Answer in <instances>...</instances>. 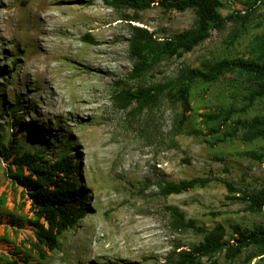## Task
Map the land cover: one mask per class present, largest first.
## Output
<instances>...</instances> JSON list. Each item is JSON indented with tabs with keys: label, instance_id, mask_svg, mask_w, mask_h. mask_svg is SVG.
<instances>
[{
	"label": "rangeland",
	"instance_id": "rangeland-1",
	"mask_svg": "<svg viewBox=\"0 0 264 264\" xmlns=\"http://www.w3.org/2000/svg\"><path fill=\"white\" fill-rule=\"evenodd\" d=\"M107 1L47 0L51 4L44 13L58 22L47 21L42 12L34 17L37 0H0V149H41L52 161L70 154L80 174L73 178L84 186L89 208L59 236L57 248L40 259L32 247L30 201L6 174L15 150L7 160L0 155V264H172L168 258H174L177 247L188 249L201 236L175 229L170 207L197 226L221 224L228 236L233 224L246 229L264 225V209L247 212L244 202L228 198L222 183H233L240 193L259 189L264 157L255 160L247 154L263 153L264 141L225 137L227 129L207 136L199 123L202 114L239 108L249 86L245 78L226 73L212 84L196 82L180 133H174L178 110L165 102L153 110H138L136 103L122 108L112 100L119 83L132 89L150 86L183 65L247 58L251 40L264 32V6L250 10V0H222L223 16L250 11L234 43L231 33L238 27L228 23L191 52L164 60L137 81L128 79V24L163 37L192 27L195 15L158 6L135 14ZM135 16L137 22H131ZM49 73L54 75L51 81ZM77 103L82 109L73 108ZM263 113L264 97L240 117ZM14 118L20 119L19 126L12 125ZM192 178L220 181L167 197L157 187L161 181ZM248 253L231 264H264V255L247 261ZM214 258L224 264L221 256Z\"/></svg>",
	"mask_w": 264,
	"mask_h": 264
},
{
	"label": "trees",
	"instance_id": "trees-1",
	"mask_svg": "<svg viewBox=\"0 0 264 264\" xmlns=\"http://www.w3.org/2000/svg\"><path fill=\"white\" fill-rule=\"evenodd\" d=\"M250 2V10L264 6V0ZM107 3L115 9H131L135 14L158 6L163 11L191 10L195 15L192 27L163 37H157L146 28L128 24V54L132 62L128 79L137 81L145 79L164 60L181 58L191 52L206 41L213 31L225 30L228 23L238 27L231 33L230 41L234 43L250 16L249 10L223 16L222 0H109ZM129 20L137 22V16ZM249 48L247 58L205 60L198 67L183 65L173 76L150 86L138 85L132 89L125 83H119L120 87L112 95V100L122 108L136 103L138 110H153L165 102L178 110L174 133H180L191 110L190 92L193 85L196 82L212 84L226 73H236L249 84L242 97L243 104L239 108L229 107L202 114L199 123L207 136L215 137L227 129L223 133L225 137L239 136L244 143L264 141V113L250 118L240 117L264 97V32L253 37ZM10 111H13L12 108ZM12 125L19 126L20 119L14 118ZM14 150L15 156L8 164L6 174L23 188V195L30 201L33 218L29 223L33 227L35 238L32 247L37 256L44 259L57 248L59 236L88 213L89 208L85 203L87 196L84 186L79 185L78 180L73 178L80 174L78 165L70 154L61 155L52 161L46 158L41 149L29 152L18 147L1 148L0 155L7 160ZM247 155L261 160L264 152ZM213 180L215 179L192 178L179 182L161 181L157 187L160 194L167 197L194 188H204ZM222 183L230 195L228 198L244 202L247 212L256 214L264 209V180L259 189L243 193L231 182ZM169 209L171 224L175 229L191 230L201 236V240L188 249L177 251L180 248L177 247L174 258H168V262L172 264H219L214 256H221L224 264H231L246 251H249L245 257L247 261L264 255V225L246 229L239 224H233L229 226L228 236L221 224L206 229L197 226L193 220H186L175 207ZM10 264L18 263L14 261Z\"/></svg>",
	"mask_w": 264,
	"mask_h": 264
},
{
	"label": "bare ground",
	"instance_id": "bare-ground-1",
	"mask_svg": "<svg viewBox=\"0 0 264 264\" xmlns=\"http://www.w3.org/2000/svg\"><path fill=\"white\" fill-rule=\"evenodd\" d=\"M1 1H3V0H1ZM7 1H8V0H7ZM7 4H8V3H7ZM36 4H37V7H36L37 10L35 11L36 13L34 14V17L38 16V13H41V12L44 13L47 9H49V8H48V5L51 4V2H47V0H37V3H36ZM47 4H48V5H47ZM8 6H9V4H8ZM5 7H6V6H5ZM6 8H7V7H6ZM50 9H51V8H50ZM6 12H7V11H6ZM8 12H9V11H8ZM48 12H50V11H48ZM46 13H47V12H46ZM2 14H3V13H2ZM2 14H0V18H1V17L4 18V14H3V15H2ZM44 14H45V13H44ZM32 15H33V13H32ZM40 15H42V14H40ZM43 16H44V18H46L47 21H49V20H51V19H52V20H54V19L57 20V18H56L54 15H50V14H48V13H47V15L45 14V15H43ZM11 17H12V16H11ZM31 17H32V16H31ZM6 18H7V17H6ZM11 19H12V18H11ZM28 19H29V18H28ZM40 19H41V18H40ZM58 19H60V18H58ZM52 20H51V21H52ZM34 21H35V20H34ZM34 21H33V22H34ZM42 21L44 22L43 18H42ZM47 21H46V22H47ZM57 21H58V20H57ZM28 22H29V21H28ZM38 22H39V21H38ZM40 22H41V21H40ZM53 22L58 23L59 21H58V22L53 21ZM0 23H1V22H0ZM4 24H5V23H4ZM27 24H28V23H27ZM41 24H42V23H41ZM47 24H48V23H47ZM8 25H9V24H8ZM12 25H13V23H12ZM28 25H29V24H28ZM43 25H44V24H43ZM43 25H42V26H43ZM0 26H1V25H0ZM40 26H41V25H40ZM28 27L30 28V26H28ZM28 27H27V28H28ZM38 27H39V26H38ZM11 28H12V27H11ZM27 28H26V29H27ZM32 28H33V27H32ZM33 29H34V28H33ZM38 29H39V28H38ZM13 30H14V28H13ZM39 30H40V29H39ZM8 31H9V30H8ZM28 31H29V30H28ZM36 31H38V30H36ZM41 32H42V31H41ZM45 32H48V31L45 30ZM29 33H30V32H29ZM31 33H32V32H31ZM31 33H30V34H31ZM43 33H44V32H43ZM20 34H21V33H20ZM32 34H33V33H32ZM40 34H41V33H40ZM31 37H32V36H31ZM33 39H34V38H33ZM37 39H38V38H37ZM36 41H37V40H36ZM36 57H37V56H36ZM46 57H47L46 60H49L50 57H48V56H46ZM53 76H54L53 74H50V73H49V79H50V81L53 79ZM73 108H74L75 110H80V109H82V106H81L80 103H77V104L74 105Z\"/></svg>",
	"mask_w": 264,
	"mask_h": 264
}]
</instances>
